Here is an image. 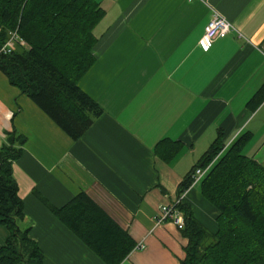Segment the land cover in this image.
Here are the masks:
<instances>
[{"label":"crops","instance_id":"0c3cea01","mask_svg":"<svg viewBox=\"0 0 264 264\" xmlns=\"http://www.w3.org/2000/svg\"><path fill=\"white\" fill-rule=\"evenodd\" d=\"M96 61L80 86L103 113L72 139L0 70V147L16 130L27 137L14 162L24 201L23 228L45 253L44 264H106L46 203L60 207L89 194L145 247L121 264H181L188 238L172 222L155 226L160 206L175 202L180 183L217 136L226 145L245 132L244 153L264 165V0H99ZM214 9L239 31L199 44ZM163 138L184 147L170 161L155 152ZM201 180L183 197L195 217L215 227L218 209ZM45 199V201L43 200ZM9 230L0 224V247Z\"/></svg>","mask_w":264,"mask_h":264},{"label":"trees","instance_id":"16d2710c","mask_svg":"<svg viewBox=\"0 0 264 264\" xmlns=\"http://www.w3.org/2000/svg\"><path fill=\"white\" fill-rule=\"evenodd\" d=\"M104 14L99 0H0V48L13 31L25 41L14 42L11 52L0 55V70L74 140L103 113L80 81L96 61L94 28ZM263 101L264 87L247 104L255 110ZM224 135L218 129L180 183L179 196L193 185L196 169L217 157L200 184L202 195L218 209L215 227L199 221L184 199L178 204L185 215L180 230L188 238L181 264H264V165L243 151L251 132L230 145ZM26 141L14 129L0 147V224L9 230L0 264H44L45 253L31 229L21 226L24 201L13 165ZM183 147L180 140L163 138L155 152L170 162ZM46 203L106 264H121L137 245L85 191L60 207Z\"/></svg>","mask_w":264,"mask_h":264},{"label":"built area","instance_id":"2783aa9c","mask_svg":"<svg viewBox=\"0 0 264 264\" xmlns=\"http://www.w3.org/2000/svg\"><path fill=\"white\" fill-rule=\"evenodd\" d=\"M237 31L239 32L234 24L229 21L225 15L220 13L218 10L214 9L213 16L209 23L206 26V30L204 35L201 37L199 44L202 47L203 50L208 51L213 42L217 38H222L227 36L231 31ZM20 41L22 45L25 44V41L23 38L18 34L17 31H13L11 33L10 39L0 48V55L1 54H7L12 51L13 43ZM211 167V164L207 166L206 168H198L193 174L194 183L199 182L208 172L209 168ZM188 189L183 192L181 196L178 197V199L175 202L172 203H165L162 204L155 215V226H158L164 222L170 221L174 223L179 229H183L185 226V215L183 211H181L178 207L179 202L185 194L187 193ZM145 244L144 242H139L135 249H141L144 248Z\"/></svg>","mask_w":264,"mask_h":264},{"label":"rangeland","instance_id":"374dc122","mask_svg":"<svg viewBox=\"0 0 264 264\" xmlns=\"http://www.w3.org/2000/svg\"><path fill=\"white\" fill-rule=\"evenodd\" d=\"M216 160H217V157L211 162V164H214Z\"/></svg>","mask_w":264,"mask_h":264}]
</instances>
